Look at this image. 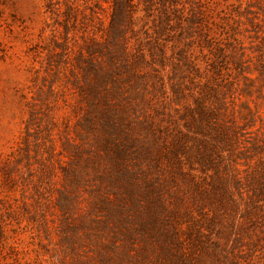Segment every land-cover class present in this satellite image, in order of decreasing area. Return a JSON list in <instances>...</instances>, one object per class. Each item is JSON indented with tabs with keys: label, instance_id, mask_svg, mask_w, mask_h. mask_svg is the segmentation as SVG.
Listing matches in <instances>:
<instances>
[{
	"label": "rangeland",
	"instance_id": "1",
	"mask_svg": "<svg viewBox=\"0 0 264 264\" xmlns=\"http://www.w3.org/2000/svg\"><path fill=\"white\" fill-rule=\"evenodd\" d=\"M0 264H264V0H0Z\"/></svg>",
	"mask_w": 264,
	"mask_h": 264
},
{
	"label": "trees",
	"instance_id": "2",
	"mask_svg": "<svg viewBox=\"0 0 264 264\" xmlns=\"http://www.w3.org/2000/svg\"><path fill=\"white\" fill-rule=\"evenodd\" d=\"M92 121L90 120V121H88V125L91 127L92 126ZM104 125H105V129L106 130H108V131H111V129L113 128V126L114 125H112V123H111V119L108 121V122H106V123H104ZM109 135H110V137H113L114 135H112L111 133H108ZM115 152H116V155H117V157H118V161H120V160H124V156H125V152H126V150H125V148H116L115 149Z\"/></svg>",
	"mask_w": 264,
	"mask_h": 264
}]
</instances>
